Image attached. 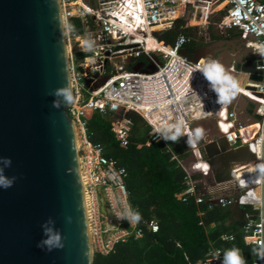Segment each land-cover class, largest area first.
<instances>
[{
	"label": "built area",
	"instance_id": "obj_1",
	"mask_svg": "<svg viewBox=\"0 0 264 264\" xmlns=\"http://www.w3.org/2000/svg\"><path fill=\"white\" fill-rule=\"evenodd\" d=\"M201 1L60 0L73 91L67 113L77 139L94 252L108 254L118 242L132 235L139 239L143 234L137 224L117 218L119 212L130 206L127 170L106 155L102 144L89 138L88 121L95 113L110 116L120 110L123 115L111 120V130L121 147L130 143L133 122L128 112L145 122L147 144L162 143L168 152H171L169 141L162 138L165 129L180 125L185 143L187 135L206 121L216 123L220 131H224V138L232 149L248 146L255 155L254 160L233 162L231 171L236 175L239 169H244L250 176L243 183L236 180V176L223 183H212L204 149L217 142V137L205 128L204 138L195 150L185 143L187 157L181 158L171 152V160L185 172L184 189L175 197L183 202L193 199L197 206L207 204L208 208L247 205L249 209L243 213L242 226L245 242L253 249L264 247V176L256 171L257 165L264 163V54L261 53L264 49V2L211 0L212 5L225 4L223 19L216 25L218 32L230 37V33L236 31L238 39L245 41V47L252 49L256 69L263 76L261 81L251 80L250 74L238 71L236 61H232L226 69L235 74L240 92L231 104L220 106L200 73L209 59L221 63L220 58L203 56L195 61L182 53L191 38L180 35L173 45L160 38L163 31L174 26L184 7H194ZM70 19L79 20L82 34L71 33ZM73 42L78 46L75 49ZM79 53L89 55L78 58ZM190 156L195 158L194 167H201L198 173L184 165ZM204 165H207V173ZM255 186L260 189L259 195L250 191ZM100 198L105 202L107 215L100 210ZM198 215L202 217L204 211L199 210ZM148 227L154 233L159 228L155 219L148 222ZM222 237L230 242L235 239L234 235ZM223 258L224 251L210 244L198 264H222ZM246 264H264V259L253 253L252 260Z\"/></svg>",
	"mask_w": 264,
	"mask_h": 264
},
{
	"label": "water",
	"instance_id": "obj_2",
	"mask_svg": "<svg viewBox=\"0 0 264 264\" xmlns=\"http://www.w3.org/2000/svg\"><path fill=\"white\" fill-rule=\"evenodd\" d=\"M211 44L203 50L225 68L236 61L251 80L263 79L244 40ZM72 99L60 0H0V158L11 160L5 174L16 178L11 188L0 187V264H93L77 139L67 113ZM212 135L217 142L205 147L204 156L211 182L223 183L233 178V162L255 155L248 146L232 149L224 131ZM194 161L190 156L184 165ZM100 210L107 215L102 198ZM44 224L61 234L63 249L37 247Z\"/></svg>",
	"mask_w": 264,
	"mask_h": 264
},
{
	"label": "trees",
	"instance_id": "obj_3",
	"mask_svg": "<svg viewBox=\"0 0 264 264\" xmlns=\"http://www.w3.org/2000/svg\"><path fill=\"white\" fill-rule=\"evenodd\" d=\"M191 11V6L184 7L174 26L160 34L165 43L173 45L180 35H185L191 38L185 48L194 51L197 43L195 28L190 26L187 19ZM185 15L186 18H183ZM69 27L72 34L80 35L83 32L77 19H70ZM208 38L215 42L221 40L222 36L211 32ZM88 55L79 53L77 57ZM122 115V110L110 116L95 113L88 121L89 138L94 143L102 144L106 155L116 159L118 165L127 170L129 204L142 217L137 226L143 234L139 239L132 235L126 241L118 242L108 254L95 251L93 264H198L210 244L224 252L238 248L244 259L250 261L251 246L246 244L239 222L233 219L231 207L215 205L208 208L207 204L197 206L193 199L183 202L175 197L176 193L184 189L185 172L171 160V152L181 158L188 156L182 138L176 143L168 142L171 152L162 143L147 144L148 128L145 122L138 115L128 112L133 122L130 143L127 147H121L111 130V120ZM196 168L199 169V166ZM240 173H243L244 179L250 175L245 170L238 171L237 175ZM239 182L243 183V180ZM247 209L249 207L243 205V213ZM199 210L204 211L202 217L198 215ZM152 219L159 226L155 233L148 227ZM224 235H234L235 239L224 241Z\"/></svg>",
	"mask_w": 264,
	"mask_h": 264
},
{
	"label": "clouds",
	"instance_id": "obj_4",
	"mask_svg": "<svg viewBox=\"0 0 264 264\" xmlns=\"http://www.w3.org/2000/svg\"><path fill=\"white\" fill-rule=\"evenodd\" d=\"M261 53L264 54V49H261ZM200 73L208 82L209 90L215 93L216 103L220 106L231 104L240 92V85L237 79L234 78L222 63L216 60L209 59L204 67L200 69ZM183 135L184 132L180 125H171L163 131L162 138L166 142L171 141L176 143ZM203 138L204 131L202 128L198 127L187 135L185 143L188 148L195 150L198 142ZM10 166L11 160L0 158V187L4 189L11 188L16 179L15 177L9 178L5 174V168ZM203 170L207 173V165L203 166ZM256 171H258L261 176H264V163L258 164ZM262 215H264V213H262ZM117 218L127 220L130 224H137L142 219L140 213L133 211L130 206L125 207L122 212H119ZM42 229L45 238L39 242L37 247L47 249L49 252L55 249H63L64 244L59 232L54 228L48 227L47 224L42 225ZM253 252L255 255H258L260 259H264V247L254 249ZM222 264H246V260L242 256L240 249L232 248L225 250Z\"/></svg>",
	"mask_w": 264,
	"mask_h": 264
},
{
	"label": "crops",
	"instance_id": "obj_5",
	"mask_svg": "<svg viewBox=\"0 0 264 264\" xmlns=\"http://www.w3.org/2000/svg\"><path fill=\"white\" fill-rule=\"evenodd\" d=\"M202 2V1H201ZM201 2L200 3H197L198 5H195L194 7H192V10L195 8L196 9V16H194L195 18H194V21L195 22H197V24L198 25H191L192 27H194L195 28V30H194V32H195V36H196V39H197V43H196V46H195V48H194V51L193 52H191L189 49H187V48H184L183 49V51H182V53L184 54V55H187V56H190L191 58H193L194 59V57L198 54V53H201V55H202V57L203 56H211L209 53H206L203 49H204V47H209V46H211L212 44V42L213 41H210L209 40V38H208V35H209V33H211V32H209V30L211 31V28L209 27V25H204V20H201V21H199L201 18H198V16L199 15H197L198 14V11L200 10V6H199V4H201ZM208 8L210 9V11H214L215 10V8H216V5H212L211 4V2H209V5H208ZM221 12H222V9L220 10V11H217V13H219V15H221V17H222V19H223V15L221 14ZM197 17V18H196ZM221 19V20H222ZM220 20V21H221ZM218 23V22H217ZM217 23H216V25H217ZM231 36L230 37H228V38H225V37H223V39L222 40H231V41H235V40H237L238 39V35H234V34H230ZM212 47V46H211ZM204 51V52H203ZM205 128H206V130L210 133V134H212V131H214V130H216V129H219V127H218V125L216 124V123H214V122H209V123H207V124H205L204 126H203V131H204V133H205ZM220 130V129H219ZM240 148H242V147H240ZM239 148V149H240ZM249 150H251L250 148H249ZM252 151V150H251ZM253 152V151H252ZM251 191V193L253 194L254 193V195H259V192H260V189H259V187H252V190H250ZM227 193H225V194H223V195H226ZM253 196V195H252ZM229 207H231L232 208V210H233V212H234V216H233V219L235 220V221H238L239 222V229H240V231H242V224H243V221H244V219H243V210H242V207H243V205L242 204H240V203H238V204H233V205H230ZM239 209V210H238ZM253 248L251 247V260H252V258H253ZM250 260V261H251ZM246 262H249L248 260H246Z\"/></svg>",
	"mask_w": 264,
	"mask_h": 264
},
{
	"label": "rangeland",
	"instance_id": "obj_6",
	"mask_svg": "<svg viewBox=\"0 0 264 264\" xmlns=\"http://www.w3.org/2000/svg\"><path fill=\"white\" fill-rule=\"evenodd\" d=\"M209 2H211V0H202L201 4H199V6L201 5L200 10L198 11V14H197V15H199L198 18H201L199 21L204 20L205 21L204 25L205 26L209 25V27L211 28V31L209 30V32H214L217 35L222 36L218 32L217 26H216V23L220 22V20L222 19L221 15H219V13H217V11L224 9L225 4L220 9H217V10L215 9L214 11H210V9L208 8ZM194 16H196V9L195 8L191 11V13L187 14V19H188V22L190 23V26L191 25L196 26L199 24V23L197 24V22L194 21V18H195ZM183 18H186V15ZM231 33L236 34V31H232ZM209 35H210V33H209ZM209 35H208V37H209ZM72 47H73V49H75L78 46L76 43L73 42Z\"/></svg>",
	"mask_w": 264,
	"mask_h": 264
},
{
	"label": "bare ground",
	"instance_id": "obj_7",
	"mask_svg": "<svg viewBox=\"0 0 264 264\" xmlns=\"http://www.w3.org/2000/svg\"><path fill=\"white\" fill-rule=\"evenodd\" d=\"M224 4L222 3V4H220V5H218V6H216V10L217 9H220L222 6H223ZM242 80V79H241ZM241 91H243V89L241 88ZM246 94H248V92H245ZM241 171H244V169H239V172H241ZM237 173H238V171L236 172V175L234 174V173H232L233 175H232V177H237V179L236 180H244V178H243V173L241 174H239V175H237ZM248 176H250V175H248ZM244 177H246V176H244ZM235 179V178H234ZM230 180H233V178L232 179H230Z\"/></svg>",
	"mask_w": 264,
	"mask_h": 264
},
{
	"label": "flooded vegetation",
	"instance_id": "obj_8",
	"mask_svg": "<svg viewBox=\"0 0 264 264\" xmlns=\"http://www.w3.org/2000/svg\"><path fill=\"white\" fill-rule=\"evenodd\" d=\"M223 37H225V38H228V36H227V35H222V39H223ZM222 39H221V40H222Z\"/></svg>",
	"mask_w": 264,
	"mask_h": 264
}]
</instances>
